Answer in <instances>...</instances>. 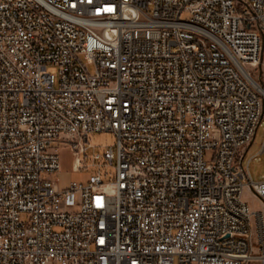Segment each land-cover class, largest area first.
Wrapping results in <instances>:
<instances>
[{"label":"built area","instance_id":"built-area-1","mask_svg":"<svg viewBox=\"0 0 264 264\" xmlns=\"http://www.w3.org/2000/svg\"><path fill=\"white\" fill-rule=\"evenodd\" d=\"M263 61L264 0H0V264H264Z\"/></svg>","mask_w":264,"mask_h":264},{"label":"rangeland","instance_id":"rangeland-1","mask_svg":"<svg viewBox=\"0 0 264 264\" xmlns=\"http://www.w3.org/2000/svg\"><path fill=\"white\" fill-rule=\"evenodd\" d=\"M91 68V67H90ZM48 72L57 73V67L51 64L46 66ZM251 75L254 78V83L259 84V93L263 101V120H264V61L256 68L251 70ZM257 84V85H258ZM256 85V86H257ZM263 88V89H262ZM264 121L257 127L255 134L245 148L242 162L245 164L247 159L249 161V171L253 181H260L264 179ZM86 150L81 154V169H76L73 166L72 150L70 145L60 146L58 148L59 169L49 176L54 179L59 188H64L72 181L86 182L91 174L99 172L103 181L112 180L114 177V167L111 165L104 166L94 164L92 161V153H103L105 148L112 147L116 150V137L110 131L92 132L84 141ZM98 163V161H97ZM242 200L248 203L251 209H262L263 203L253 195L249 188L244 187L242 193Z\"/></svg>","mask_w":264,"mask_h":264},{"label":"bare ground","instance_id":"bare-ground-1","mask_svg":"<svg viewBox=\"0 0 264 264\" xmlns=\"http://www.w3.org/2000/svg\"><path fill=\"white\" fill-rule=\"evenodd\" d=\"M254 84H255V83H254ZM256 85H257V83H256ZM256 85H255V86H256ZM256 87H258V85H257ZM258 88L260 89V87H258Z\"/></svg>","mask_w":264,"mask_h":264},{"label":"water","instance_id":"water-1","mask_svg":"<svg viewBox=\"0 0 264 264\" xmlns=\"http://www.w3.org/2000/svg\"><path fill=\"white\" fill-rule=\"evenodd\" d=\"M257 84H258V83H257ZM258 87H260L259 84H258ZM262 89H263V88H262Z\"/></svg>","mask_w":264,"mask_h":264}]
</instances>
